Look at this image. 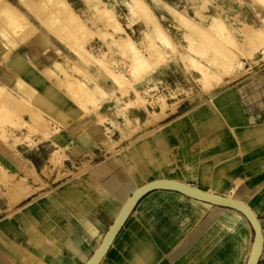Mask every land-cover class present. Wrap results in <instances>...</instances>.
Listing matches in <instances>:
<instances>
[{
	"label": "rangeland",
	"instance_id": "rangeland-1",
	"mask_svg": "<svg viewBox=\"0 0 264 264\" xmlns=\"http://www.w3.org/2000/svg\"><path fill=\"white\" fill-rule=\"evenodd\" d=\"M21 1L31 14L9 1L21 14L23 25L17 32H11L6 19L0 16V37L11 47H16L35 35L36 21L55 35L63 45L50 46L56 60L46 67L45 74L55 78L59 86L78 102L84 115L92 119V125L86 137L87 144L83 143L85 138L65 135L69 130L67 127H62L60 140L47 141L49 132L55 130H50L47 117L29 102L28 95L24 98L18 89L12 88V91L2 84L12 96L10 99L0 96V144L12 152L19 148L24 157L32 159L40 175L27 165L31 161L26 158L23 159L27 163L22 161L25 176L8 175L0 165L3 181H0V221L10 219L20 230L24 228L17 213L27 206L42 204L66 186L88 192L95 199L104 194L105 203L111 206L110 197H118L113 189L124 187L121 180L115 179L116 175L109 179L108 173L117 162L132 163L139 168L145 162L164 156L163 146L181 145L182 133L177 134L176 130L186 129L192 134L198 122L192 111L201 104L214 103L216 97L224 93L223 99H226L221 101L224 104L220 107L228 112L229 87L243 82L246 72L251 70L249 67L264 59V3L261 0H143L148 7L147 13L133 0H77V4L67 0ZM69 8L84 23L82 31H77L76 23L66 19L65 11ZM103 9L110 10L114 19L108 20ZM51 12L59 17L58 26L48 23L47 16ZM211 15L222 17L237 40L238 48L233 47L236 56L232 52L233 67L228 72L221 67L220 59L215 63L211 60L215 54L213 48L202 44L197 40L200 37L186 27L192 21L209 29ZM156 21L162 25L173 46L161 45L162 42L153 37ZM117 23L122 29L116 27ZM225 33L229 34L228 31ZM128 38L146 58H150V45H160L166 55L164 61L144 74L139 69L133 70V58L125 47ZM193 43L198 46L199 53L192 50ZM188 55L196 62L190 61ZM201 65L208 73L211 71L208 81L203 77ZM111 73L120 77L119 80ZM83 84L91 88L98 84L99 88L88 97L83 92ZM203 85H209L208 89ZM18 86L25 92L30 89L23 80ZM194 139L189 136L191 145L196 144ZM106 161L116 164L102 169V163ZM41 165L45 166L43 170H40ZM136 169L128 175L131 179L136 178ZM54 172H57L56 181L53 180ZM95 203L102 205L99 200ZM114 203L116 205V201ZM37 226V222L26 220L24 238L39 241ZM0 234L4 240L21 242L24 239L6 233L2 228ZM1 250L0 258L6 264L7 256H2Z\"/></svg>",
	"mask_w": 264,
	"mask_h": 264
},
{
	"label": "crops",
	"instance_id": "crops-1",
	"mask_svg": "<svg viewBox=\"0 0 264 264\" xmlns=\"http://www.w3.org/2000/svg\"><path fill=\"white\" fill-rule=\"evenodd\" d=\"M9 1L30 13L21 0ZM67 1L77 4V0ZM36 22L35 35L16 47L0 37V83L11 90L18 89L24 98L28 95L29 102L47 117L50 130L55 129L49 132L47 141L60 140L62 127H67L65 135L85 138L82 142L87 144L92 119L84 115L78 102L55 78L45 74L46 67L56 60L50 46L58 48L63 44ZM250 68L243 82L229 87L228 112L220 107L226 99L223 93L214 103L201 104L192 111L198 120L192 134L186 129L176 130L177 134L182 133V144L163 146L164 156L159 160L145 162L139 168L117 162L108 173L109 179L116 175L124 187L113 189L118 197H110L111 206L105 203L104 194L95 199L88 192L66 186L42 204L27 206L16 214L24 229L20 230L10 219L0 221V228L6 233L22 238L26 220L39 224V241L24 238L14 242L4 240L0 234L6 264H85L124 202L142 184L158 178L177 179L215 194L237 197L254 210L264 228V59ZM21 80L30 86L29 91L20 89ZM189 136L195 138V145H191L193 139L189 142ZM16 149L12 152L0 144L4 172L25 176L22 161L26 162V158L31 161L27 165L40 177L32 159ZM113 164L116 163L106 161L102 169ZM44 167L41 165L40 170ZM133 168H137L136 178L131 179L128 175ZM53 175L54 180L57 172ZM0 181L3 183L1 172ZM253 240V226L241 211L175 189L157 188L137 201L98 264H247ZM0 264H5L1 258ZM258 264H264V256Z\"/></svg>",
	"mask_w": 264,
	"mask_h": 264
},
{
	"label": "bare ground",
	"instance_id": "bare-ground-1",
	"mask_svg": "<svg viewBox=\"0 0 264 264\" xmlns=\"http://www.w3.org/2000/svg\"><path fill=\"white\" fill-rule=\"evenodd\" d=\"M60 1L63 2L62 0H60ZM133 1H134V3H136L137 7L139 9H141L143 12H145V13L148 12L147 11L148 10V7H147L146 3L143 0H133ZM261 1L264 3V0H261ZM25 2L27 3V0ZM42 3H44V2L42 1ZM42 3H41V5H42ZM43 5H45V4H43ZM28 7H29V5H28ZM43 8L44 7H42V9ZM46 9H48V7ZM43 10H45V9H43ZM102 11H103L104 14H106L108 20L111 21V20L114 19V16H113V14H112V12L110 10L103 9ZM38 13H40V12H38ZM45 15H46V12H45ZM0 16L6 19V21L8 22V24L11 27V29H10L11 32H17L19 30L18 28L19 27H22V25H23L22 24L23 22H22V16H21V14L19 13V11L14 6H12L10 4V2L8 0H0ZM65 17H66V19L69 22H72V23L75 22L76 23V28H77L76 30L77 31L78 30L79 31H82L83 28L85 27L84 23L77 17V15L75 14V12L72 9H70V8L69 9H66V11H65ZM47 19H48L47 21H48V23L50 25H52V26L57 25L58 26V24H59V17L54 12L49 13L48 16H47ZM188 23H189L190 26H186V27H190L191 30L190 29L189 30L192 31L195 35L197 34L200 37V39H197V40H200L202 44H208V45H210L213 48L215 54H214V56L212 57L211 60L215 63V62L218 61V59H220L219 62L222 65L221 67L225 70V72L231 71V68L233 67L232 62L234 60L232 52L235 54L234 56H236V53L233 51V49L234 48H238V44H237V40L234 39L233 35L231 34V32L229 30V27L224 22L223 18L220 17L219 15H211V21L209 22V29H204L203 27L198 26L197 24L193 23L192 21H189ZM63 26H62V29H64ZM69 26H70V24H69ZM71 26H72V24H71ZM116 27L122 29V26L119 25L118 23L116 24ZM73 30H72V33H73ZM226 31H228L229 34L225 33ZM24 36H25V32H24ZM148 37L150 39H152L153 37H155V38L157 37L156 39H158L160 42H162L161 45L163 44L164 46H167V45L173 46L172 40L170 39V37L165 32V30L162 27V25L160 23H158L157 21L155 22V32H154V36L151 37V35H149ZM216 37H218L217 38V41L218 42L215 41L216 40ZM18 38H20V37H18ZM151 42H153V41H151ZM226 42H229L231 45L226 44ZM151 44H154V42L151 43ZM193 44L191 45L192 50H194V52L199 53L200 50L198 49V46H195V43H193ZM150 46H152L151 47L152 51H150V58L149 57L146 58V55L141 51L140 48H138V46L134 43V41L131 38L126 39V41H125V47L130 51L131 56L133 58L132 59L133 60L132 61V64H133L132 65V69L133 70L139 69V71L141 72V74H144V73H147L148 71L154 69L155 66L160 65L161 62L164 61V58L166 57V55L164 53V50L161 48V46L160 45L156 46V44L155 45H150ZM201 47H203V46H201ZM187 57H188V59L190 61L196 62L195 59L192 56L188 55ZM217 67H219V66H217ZM200 68H201V71L203 72V77L205 78V81H208L209 80V77H207V76H208V74H210L211 71H209V73H208L207 72L208 70L206 68L204 69V67H202V65L200 66ZM212 73H214V72H212ZM108 74H110V73H108ZM222 74L224 75V73H221L220 75H222ZM111 75L114 76V79L119 80V78H120L117 75H114L112 73H111ZM219 78H220V76H219ZM198 80H199V78H198ZM86 85L87 84H85V85L83 84L82 85V89H83V92L85 93V95H88V97L90 96V94H94L96 92V89L99 88V87H97L98 84H96V86L93 87V88H91V86L88 87ZM208 86L206 85V86H204V88L207 87V89H208ZM66 88H68V87H66ZM0 96H4V97H6L8 99H10V97L12 96L11 93L8 90H6L5 89V86L2 85V84H0ZM91 97H92L91 100H93V96L92 95H91ZM3 106H5V104ZM1 112L3 113V110H1ZM232 198L238 199L237 197H232Z\"/></svg>",
	"mask_w": 264,
	"mask_h": 264
},
{
	"label": "water",
	"instance_id": "water-1",
	"mask_svg": "<svg viewBox=\"0 0 264 264\" xmlns=\"http://www.w3.org/2000/svg\"><path fill=\"white\" fill-rule=\"evenodd\" d=\"M157 188H169L178 190L191 197L207 201L215 205H223L235 208L241 211L248 218L253 226L254 240L251 254L249 256L247 264H258L264 251V235L260 220L254 210L245 202L224 195L215 194L199 187L190 185L184 181L172 179V178H158L151 180L139 188H137L130 198L125 202L121 208L118 216L115 218L107 233L105 234L102 242L95 250L91 258L85 264H98L101 258L104 256L106 250L110 246L113 238L119 232L120 228L126 221L127 217L131 213L137 201L148 191Z\"/></svg>",
	"mask_w": 264,
	"mask_h": 264
},
{
	"label": "built area",
	"instance_id": "built-area-1",
	"mask_svg": "<svg viewBox=\"0 0 264 264\" xmlns=\"http://www.w3.org/2000/svg\"><path fill=\"white\" fill-rule=\"evenodd\" d=\"M262 232H263V235H264V228H262ZM262 256H264V255L262 254ZM262 256H261V257H262Z\"/></svg>",
	"mask_w": 264,
	"mask_h": 264
}]
</instances>
